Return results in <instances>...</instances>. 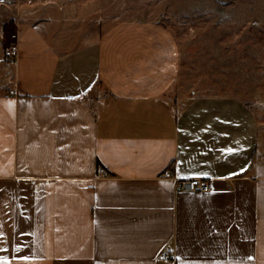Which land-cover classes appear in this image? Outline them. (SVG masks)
<instances>
[{"label": "crops", "instance_id": "obj_1", "mask_svg": "<svg viewBox=\"0 0 264 264\" xmlns=\"http://www.w3.org/2000/svg\"><path fill=\"white\" fill-rule=\"evenodd\" d=\"M26 11L0 57V264H264L256 112L184 88L157 24L69 50ZM195 178L212 191H176Z\"/></svg>", "mask_w": 264, "mask_h": 264}, {"label": "rangeland", "instance_id": "obj_2", "mask_svg": "<svg viewBox=\"0 0 264 264\" xmlns=\"http://www.w3.org/2000/svg\"><path fill=\"white\" fill-rule=\"evenodd\" d=\"M20 10L69 50L121 22L163 27L178 46L184 88L237 97L256 112L263 135L264 0H0V57Z\"/></svg>", "mask_w": 264, "mask_h": 264}, {"label": "built area", "instance_id": "obj_3", "mask_svg": "<svg viewBox=\"0 0 264 264\" xmlns=\"http://www.w3.org/2000/svg\"><path fill=\"white\" fill-rule=\"evenodd\" d=\"M12 42L3 48L2 55L3 58L6 60H15L19 56V46H18V35L12 34L11 35ZM14 94L13 91L10 92ZM105 171L100 170L99 175L105 176ZM175 189L177 192H202V193H209L213 189V184L210 180L204 179H183V180H176L175 181ZM168 257V256H167Z\"/></svg>", "mask_w": 264, "mask_h": 264}, {"label": "snow or ice", "instance_id": "obj_4", "mask_svg": "<svg viewBox=\"0 0 264 264\" xmlns=\"http://www.w3.org/2000/svg\"><path fill=\"white\" fill-rule=\"evenodd\" d=\"M228 151H229V152H231L232 150H231V149H229ZM4 264H8V262H7V261H4Z\"/></svg>", "mask_w": 264, "mask_h": 264}]
</instances>
